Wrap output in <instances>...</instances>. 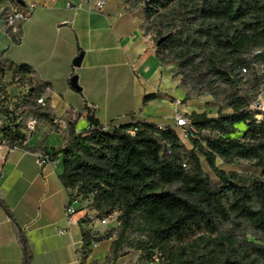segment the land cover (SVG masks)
Listing matches in <instances>:
<instances>
[{"label":"trees","instance_id":"16d2710c","mask_svg":"<svg viewBox=\"0 0 264 264\" xmlns=\"http://www.w3.org/2000/svg\"><path fill=\"white\" fill-rule=\"evenodd\" d=\"M124 1L132 7L144 5V30L154 33L155 45L167 36L157 47V57L163 64H180L175 74L188 89L186 99L209 93L218 106L217 116H188V147L176 129L148 122L104 131L87 107L89 129L78 133L71 122L62 148L48 150L44 142L23 148L48 153L53 160L62 157L60 180L73 199V193L84 194L101 216L121 211L119 228L104 235L83 227V260L93 240L115 237L104 264L116 263L126 245L140 250L141 259L149 263L159 251L160 264H264V117L258 119L240 93L245 77L252 74L257 80L255 68L264 64V0ZM19 33L12 36L15 43ZM180 67L188 69L186 76ZM8 71H13V80L19 73L34 75L30 65H16L1 56L0 75ZM35 81L26 105L41 121L53 123L51 105L38 103L47 84ZM155 98L148 94L144 102ZM224 106L231 112L224 113ZM241 123L247 127L244 135L231 137ZM133 126L138 128L135 136L126 131ZM218 159L248 162L260 175L226 172L218 167ZM0 206L16 222L1 197ZM19 230L22 264H31L28 239Z\"/></svg>","mask_w":264,"mask_h":264},{"label":"crops","instance_id":"0c3cea01","mask_svg":"<svg viewBox=\"0 0 264 264\" xmlns=\"http://www.w3.org/2000/svg\"><path fill=\"white\" fill-rule=\"evenodd\" d=\"M25 1L38 6L20 26L18 43L12 39V28L6 29L0 21V38H10L0 57L30 65L35 79L50 86L53 118L75 122L76 131L83 133L90 127L88 106L100 123L118 125L134 120L172 125L177 114L188 117L207 111L201 97L186 99L188 89L175 74L176 66L158 59L154 36L144 30L143 9H132L124 0H106L100 11L86 0ZM68 3L73 5L68 7ZM81 52L82 63L75 67L73 60ZM76 74L81 91L70 84ZM11 81L13 73L8 71L2 84L14 98L18 92ZM148 94L157 98L144 102ZM66 133L42 121L27 146L39 147L44 142L48 150L62 148ZM39 153L22 148L0 157V197L16 221L0 206V264H22L19 229L28 239L31 264H82L77 250L84 243L83 226L67 222L70 191L60 180L62 157L41 165ZM112 241H102L83 264H104Z\"/></svg>","mask_w":264,"mask_h":264},{"label":"built area","instance_id":"2783aa9c","mask_svg":"<svg viewBox=\"0 0 264 264\" xmlns=\"http://www.w3.org/2000/svg\"><path fill=\"white\" fill-rule=\"evenodd\" d=\"M86 1L94 3V9L97 11L103 9L106 4V0ZM72 5L73 4L68 3V7H71ZM37 6L38 4L35 2H26L25 6H21L18 4L17 0L12 4H9L6 22L8 26L12 28L14 33H17L20 26L30 19ZM258 53H260L259 50L255 51V54ZM243 72L246 73L247 70L244 69ZM2 78L3 76L0 75V157L27 146L29 139L36 133L42 122L41 119L26 105V102L31 95V86H34L36 82L34 75L30 73H19L16 79L11 81V84L16 86L18 92V95L14 98H10L6 86L2 84ZM50 92L51 88L47 85L41 96L38 98V103L42 106L50 105V100L48 98ZM257 106L260 109H264V102L259 100ZM89 108L93 110L92 106ZM132 122L136 123L137 121L134 120ZM53 124L58 125L62 130L67 132L70 123L66 120L53 118ZM157 125L161 129H166L168 127L179 129L181 140L183 142L190 140L192 124L190 119L183 114H177L175 123L172 125ZM117 127H119L118 124H104L103 130L109 132ZM126 131L130 135L135 136L138 132V128L133 126ZM38 161L41 165L56 162V160L51 159L48 153H39ZM75 204L76 201H74L72 196L68 194L66 203L68 225L79 222L84 228L90 229L93 232H96L95 227L97 225L104 226L111 221L118 222L119 216L121 215V211H114L109 215L101 216L97 210L92 209L89 206L87 209H78L75 207ZM76 215H79L78 219L74 218ZM100 243V241L93 240L89 246V250L92 252L97 249L100 246ZM84 251H86V248L83 243V245L77 250L81 263L83 261L82 255ZM162 260L163 254L159 251H155L152 254V262L149 264H160Z\"/></svg>","mask_w":264,"mask_h":264},{"label":"rangeland","instance_id":"374dc122","mask_svg":"<svg viewBox=\"0 0 264 264\" xmlns=\"http://www.w3.org/2000/svg\"><path fill=\"white\" fill-rule=\"evenodd\" d=\"M16 0H5L0 4V21L3 23L6 29L10 28L6 22V17L9 9V4L14 3ZM132 9H143L144 5H139L137 7H132ZM154 36V33L151 32ZM10 40L9 36L4 35L3 37L0 38V51H3V47H5L6 41ZM155 40V37H154ZM7 47V46H6ZM157 47V46H156ZM11 50H15L14 47H11ZM167 63L174 64L176 68L180 66V64L176 61H168ZM181 72H183V75L188 74V69L187 68H182L180 67ZM77 75V74H76ZM255 75L257 76V80L253 79V75H247L243 81V83L240 85V93L243 95L249 102L250 104V110H252L254 113H257L256 117L258 119H262L264 117V109L258 108L257 104L258 101L261 100L264 102V64H258L255 68ZM203 99V104L206 107V112L209 114V116H213L218 112V106L213 99V97L209 93H203L199 96V98ZM222 111L224 113H229L231 112V109L228 107H223ZM259 112H262L260 114ZM127 120L124 118L122 121ZM42 123V122H41ZM41 125V124H40ZM247 129L246 125L241 123V126L237 128V131L232 134V137L234 138H239L242 137L245 133V130ZM60 136V135H59ZM58 136V137H59ZM186 144L188 147H191V142L186 141ZM204 164V169L208 173V175L213 179L214 182L218 183L217 177L214 175V173L207 167L206 163L203 162ZM217 165L220 169L225 170L226 172L230 171H237L243 174H246L248 176H257L260 175V170L256 169L252 165H250L248 162L244 163H239V164H227L223 162L221 159L217 160ZM75 201L78 203V209H87L89 204L92 202L91 199L86 198L84 194H79L76 197V194L73 193ZM73 199V200H74ZM120 226L119 222L111 221L108 224L104 226L97 225L95 227L96 232L99 235H104L107 232H109L112 229H118ZM136 238L140 239L139 236H136ZM112 238V240H114ZM141 251L138 250L136 247H129L126 245L121 253H120V259L114 263V264H149V262H144L143 259H141ZM119 262V263H118Z\"/></svg>","mask_w":264,"mask_h":264},{"label":"water","instance_id":"95a60500","mask_svg":"<svg viewBox=\"0 0 264 264\" xmlns=\"http://www.w3.org/2000/svg\"><path fill=\"white\" fill-rule=\"evenodd\" d=\"M18 4H20L21 6H25L26 5V2L25 0H17ZM167 38V36H164L162 38H160L156 45L157 47H159L164 41L165 39ZM83 52H81L74 60H73V65L75 67H80L81 63H82V59H83ZM70 84L72 86L73 89L77 90V91H81L82 88L80 87L79 85V82H78V76L77 75H74L71 80H70Z\"/></svg>","mask_w":264,"mask_h":264}]
</instances>
